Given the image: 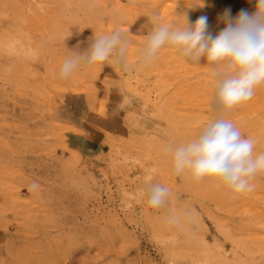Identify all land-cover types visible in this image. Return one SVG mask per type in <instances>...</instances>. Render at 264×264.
<instances>
[{"label":"rangeland","instance_id":"rangeland-1","mask_svg":"<svg viewBox=\"0 0 264 264\" xmlns=\"http://www.w3.org/2000/svg\"><path fill=\"white\" fill-rule=\"evenodd\" d=\"M29 1L0 0V264H264V176L234 194L175 175L163 151L217 115L207 61L165 47L137 63L154 21L203 15L217 34L225 9L253 12L254 0ZM117 27L129 69L106 61L59 77ZM227 118L264 150V85ZM149 183L170 189L164 208L141 198Z\"/></svg>","mask_w":264,"mask_h":264},{"label":"clouds","instance_id":"clouds-1","mask_svg":"<svg viewBox=\"0 0 264 264\" xmlns=\"http://www.w3.org/2000/svg\"><path fill=\"white\" fill-rule=\"evenodd\" d=\"M255 10L241 9L235 16L225 9L218 22L224 27L217 34L208 30L207 16L190 23L181 12L182 22L154 21L145 43L137 53V63L148 67L160 51L169 47L185 61L199 65L207 61L214 86L217 115L210 119L197 136L186 142H170L163 148L171 157L175 175L187 174L196 182L211 180L234 194L251 192L258 176H264V150L256 151V142L242 135L227 113L252 99L256 89L264 85V0H254ZM205 0L189 3L185 8L204 7ZM158 13L155 16L158 17ZM129 40L119 27L111 32L94 34L88 47L72 52L59 69L61 79H69L77 71L110 61L129 69ZM151 209L164 208L170 189L149 183L139 190ZM179 216L171 214L167 223L176 224Z\"/></svg>","mask_w":264,"mask_h":264},{"label":"crops","instance_id":"crops-1","mask_svg":"<svg viewBox=\"0 0 264 264\" xmlns=\"http://www.w3.org/2000/svg\"><path fill=\"white\" fill-rule=\"evenodd\" d=\"M96 145L95 140L91 139V138H83L82 139V146L84 147V149L91 151L92 148Z\"/></svg>","mask_w":264,"mask_h":264},{"label":"bare ground","instance_id":"bare-ground-1","mask_svg":"<svg viewBox=\"0 0 264 264\" xmlns=\"http://www.w3.org/2000/svg\"><path fill=\"white\" fill-rule=\"evenodd\" d=\"M30 1H34V0H30ZM30 1H29V2H30ZM35 3H36V2H35ZM36 4H37V3H36ZM154 7H155V6H154ZM24 18H25V17H24ZM131 19H132V18H131ZM25 23H26V22H25ZM9 37H10V36H9ZM6 39H8V37H7ZM239 129H240V128H239ZM256 151H257V150H256ZM258 188H259V187H258ZM247 253H248V252H247Z\"/></svg>","mask_w":264,"mask_h":264}]
</instances>
